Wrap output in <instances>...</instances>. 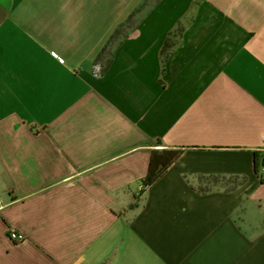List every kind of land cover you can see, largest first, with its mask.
Segmentation results:
<instances>
[{"label":"crops","instance_id":"0c3cea01","mask_svg":"<svg viewBox=\"0 0 264 264\" xmlns=\"http://www.w3.org/2000/svg\"><path fill=\"white\" fill-rule=\"evenodd\" d=\"M256 152L264 0H0V264H264Z\"/></svg>","mask_w":264,"mask_h":264},{"label":"trees","instance_id":"16d2710c","mask_svg":"<svg viewBox=\"0 0 264 264\" xmlns=\"http://www.w3.org/2000/svg\"><path fill=\"white\" fill-rule=\"evenodd\" d=\"M137 11L132 13L130 17L127 19V21L122 24L116 31L114 32V35H112L110 41L108 44L103 48L102 52L100 53L98 57V62L102 65L101 72L102 74H105L111 67L112 62L114 60L115 54L117 49L123 44V42L129 37V35L138 27L140 24V19L137 16ZM183 35V29L181 27H176V29L170 31L167 35V38L162 46V49L160 51L161 61H162V75L165 74L166 70V62L170 56V54L180 45L181 38ZM181 154V151L177 152V157ZM255 171L257 174H260L261 170L264 171V156L260 152L255 153ZM168 167L163 166L160 171L155 172L153 170V164L150 165L149 172L146 176V178L143 181V186L148 187L153 185L156 180L167 170ZM207 179L213 180V181H219V180H229L231 185L227 188V190H233L236 186V182L232 183V180L235 179L233 177H230L226 179H220L219 177H206ZM262 182L264 180L262 179ZM198 190L201 193L208 192L212 190L209 186H201L198 188Z\"/></svg>","mask_w":264,"mask_h":264},{"label":"built area","instance_id":"2783aa9c","mask_svg":"<svg viewBox=\"0 0 264 264\" xmlns=\"http://www.w3.org/2000/svg\"><path fill=\"white\" fill-rule=\"evenodd\" d=\"M97 70H99L98 67H97ZM10 236H11V238H13V239H21V238H22V236H20V235L17 234V233H14V232H12Z\"/></svg>","mask_w":264,"mask_h":264},{"label":"rangeland","instance_id":"374dc122","mask_svg":"<svg viewBox=\"0 0 264 264\" xmlns=\"http://www.w3.org/2000/svg\"><path fill=\"white\" fill-rule=\"evenodd\" d=\"M156 1H157V0H155V2H156ZM150 2H152L153 4L155 3L154 0H150ZM223 184H227V183L223 182Z\"/></svg>","mask_w":264,"mask_h":264}]
</instances>
